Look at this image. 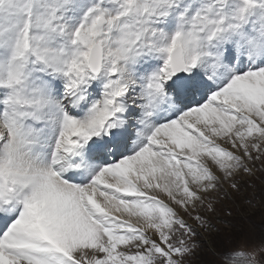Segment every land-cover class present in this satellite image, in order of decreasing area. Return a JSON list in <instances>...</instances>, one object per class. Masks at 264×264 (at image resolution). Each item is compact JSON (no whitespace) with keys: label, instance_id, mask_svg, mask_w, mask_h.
<instances>
[{"label":"snow or ice","instance_id":"1","mask_svg":"<svg viewBox=\"0 0 264 264\" xmlns=\"http://www.w3.org/2000/svg\"><path fill=\"white\" fill-rule=\"evenodd\" d=\"M257 161L264 0H0V264H261L206 238Z\"/></svg>","mask_w":264,"mask_h":264},{"label":"rangeland","instance_id":"2","mask_svg":"<svg viewBox=\"0 0 264 264\" xmlns=\"http://www.w3.org/2000/svg\"><path fill=\"white\" fill-rule=\"evenodd\" d=\"M252 167L253 175L243 178L241 191L216 205L213 219L217 229L211 237L206 234V238L245 251L258 250L264 242V161H257ZM206 252L204 248L197 249L185 258V264H210Z\"/></svg>","mask_w":264,"mask_h":264}]
</instances>
